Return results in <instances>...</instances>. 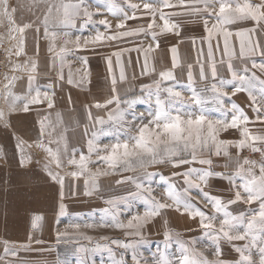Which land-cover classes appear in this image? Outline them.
<instances>
[{
    "label": "rangeland",
    "instance_id": "1",
    "mask_svg": "<svg viewBox=\"0 0 264 264\" xmlns=\"http://www.w3.org/2000/svg\"><path fill=\"white\" fill-rule=\"evenodd\" d=\"M167 3L176 7L166 6L165 0L100 1L93 3L94 6L86 7L85 17H90L93 23L91 27L94 24L101 25L99 30L102 32L99 33L105 37L103 42H95L98 33L92 28H87L95 34V38L81 44L85 52H90L87 60L91 61L96 72L102 68L101 54L111 57L107 55L117 51L119 55L115 54L114 57L126 62H122L124 73L125 69L136 61L137 65H140L148 42L153 48L156 47L152 33L158 34L156 39L164 48L160 57L166 59L168 67L138 72V75L130 78L127 75L116 79L115 85L92 89V126L83 135L78 132L73 135L70 133V139L77 138L80 144L85 141L78 152L75 151V156L79 158L80 153H83L91 161L87 165V171L79 179L71 175L78 169L69 162H63L60 166L44 164L43 153L46 151L47 140L43 139L32 146L31 152L40 156L36 159L39 167L33 166L32 169L41 168L48 171L50 168L63 176V198L60 195V185L52 179L45 183L33 180L23 186L24 191L17 183V176L14 177L16 182L10 177L11 182H14L13 186H5L4 182L0 187V199L10 196L13 203L18 205L19 198L26 196V208L30 209L25 219L29 216L30 223L28 229L20 231L22 235L20 234L18 239L14 238L12 231L9 233L13 237L0 234V264H137V261L138 264H161L162 258L167 259L169 264H180L184 255L210 262L222 259L226 264H240L241 253L236 251V248L245 246L247 248L244 255L250 257L252 264H260L264 239L257 238L255 243H251L250 239L221 238L215 241L214 230L206 232L201 226L200 217L193 218L189 212L184 211L183 205L177 210L175 202L167 193L169 184L175 185V190L182 200L190 201L207 216L214 217L212 222L217 228L225 218L224 214L216 212L204 193L210 197H219L233 216L243 215L247 220L258 213L260 201L245 203L248 193L244 192L242 186L251 175L259 177L261 165L264 164V67H261L264 65V0H167ZM145 5L149 7L146 9ZM134 15L140 18L131 19ZM152 18L153 22L149 26ZM102 21H107L110 26L114 25L115 21L117 24L109 29L101 23ZM121 24H126V27H119ZM206 26L211 30V52ZM0 31L9 37L12 48L6 80L0 83L1 102L3 93L11 91L18 79L29 74V69L26 68L27 64L22 65V37L18 31ZM176 40H181L182 44H175ZM86 44L90 46H83ZM173 46L178 50L177 53L170 51ZM194 47L199 53L207 56L215 52L225 54L220 60L214 59L215 75L210 70L213 58L189 61L186 64L183 62L182 65L176 62V65L174 64V55L177 61L179 55H190ZM18 65L23 68L18 69ZM118 66L121 68V64ZM161 74L174 75V79L161 81ZM240 77L246 79L242 81ZM157 83L161 88L172 86L182 94L183 100H177L173 105V114L179 110L187 118V114L199 115L203 110V114L210 120L221 121L217 125V145L222 146L224 152L217 155L216 147L209 144L198 152L197 161L180 166H173L171 163L142 164L133 158L130 166L121 164L115 170L108 168L98 160L99 156L105 154L104 146L116 142V133L99 135L97 147L100 151L89 153L88 142L93 133L99 134L102 128L114 126L112 123L101 126L99 119L107 121L109 112L117 107L127 109L125 101L136 100L134 107L125 112V119L132 122V113L138 116L142 114L143 119H136L131 123V127L125 125L127 132L121 131L119 139H128V132L136 135V125L141 122L148 123L151 119L149 113L157 110ZM242 84L247 91L232 95L233 89ZM213 85L228 94L223 97L222 106L210 99L209 90ZM193 88L204 98L203 105L194 102ZM106 90L110 92L106 93ZM115 96L119 97V104L113 102L106 107L94 106L97 103L106 104ZM160 96L165 98L167 94L161 91ZM233 104L238 106L236 110L233 109ZM241 110L248 122H245L244 118L233 121V116L238 115ZM253 138H256L255 141ZM185 158L191 159L187 154ZM199 159L211 160L212 164H201ZM241 168L244 172L236 175ZM192 169L197 171L190 176L194 182L190 187L186 183L184 173ZM204 171L223 173L225 177L231 175L233 180L230 182L226 178L213 175L207 179V183H202L199 177ZM91 180L96 181L97 187L87 195L85 182ZM137 183L151 188V196L169 207L160 209L159 215L150 218L140 229L117 228L114 226L116 221L126 224L132 215L143 214L151 209L149 202L137 195ZM237 190L243 200L227 204V201L235 199ZM61 204L64 205L63 212L60 209ZM19 212L21 213L20 205ZM29 212L31 216L28 215ZM34 215L42 217L39 228L32 227ZM114 216L116 221L113 220ZM21 217L23 218V215ZM256 227V235L259 237L260 225ZM245 229L246 224H240L234 234L243 233ZM136 231H140L142 237L136 236ZM166 232L171 234L167 239V246ZM113 241H120L121 244ZM123 243H131L134 247H123ZM217 244L222 252L221 257L216 255ZM133 253L136 261L133 260Z\"/></svg>",
    "mask_w": 264,
    "mask_h": 264
},
{
    "label": "crops",
    "instance_id": "2",
    "mask_svg": "<svg viewBox=\"0 0 264 264\" xmlns=\"http://www.w3.org/2000/svg\"><path fill=\"white\" fill-rule=\"evenodd\" d=\"M100 1L113 0H0V29L8 33L17 30L21 35L20 47L24 55V62H21L29 69V74L18 79L11 91L3 93L0 102V187L4 182L5 186H13L10 177L16 182L15 176L23 191V186L33 180L49 181L47 170L32 169L33 166L39 167L36 159L40 157L31 152L32 146L43 139L48 141L43 153L46 166L56 164L54 157L57 154L60 164L69 162L73 149L78 152L85 144V141L80 144L77 138L70 139V133L83 135L92 126V89L112 86L114 74L116 79H121L118 64L126 62L114 57L119 51L107 55L111 56L112 71L107 62L109 57L101 54L102 68L96 72L91 61L87 60L90 52L81 48L82 43L95 38L87 28H92L95 33L102 32L99 30L101 25L91 27L90 17H85L86 7ZM174 43L182 44L181 40ZM163 49L161 45L153 48L148 42L141 64L137 65L136 61L129 65L125 76L130 78L138 72L167 68L168 62L160 57ZM179 56L176 64L182 65L208 57L220 60L225 54L215 52L207 56L194 47L190 55ZM22 65H18V69H22ZM37 98L42 102H36ZM26 200V196L19 198L21 213H18V205L10 196L0 199V234L11 236L9 231H12L14 238L18 239L20 231L29 228L30 219L29 216L25 219V215L30 208H26ZM28 215L31 216V212Z\"/></svg>",
    "mask_w": 264,
    "mask_h": 264
},
{
    "label": "snow or ice",
    "instance_id": "3",
    "mask_svg": "<svg viewBox=\"0 0 264 264\" xmlns=\"http://www.w3.org/2000/svg\"><path fill=\"white\" fill-rule=\"evenodd\" d=\"M165 4L168 7H176V5H172L167 3L165 0ZM135 7V6H134ZM149 6L145 5L147 9ZM223 11V9H221ZM140 17L132 16L131 19H138ZM127 19V17H126ZM153 19H151L149 26H151ZM107 28L110 29V24L107 21H102ZM119 27L124 28L126 24H121ZM205 31L209 33L208 36V47L209 51L211 52V30L206 26ZM157 33H152L153 39L155 40L156 47L159 46V40L156 39ZM115 38V37H113ZM105 39L103 34L98 33L95 42H103ZM151 47V46H150ZM171 52L177 53V49L173 46L170 49ZM174 64L176 62V56H173ZM86 62V58H85ZM108 65L109 70L112 71L111 68V58H108ZM255 66V64H254ZM146 67V61H145ZM201 71H203V65L200 66ZM264 67V65H261ZM210 70L212 71L213 75H215V62L213 58V63L210 65ZM247 71V70H245ZM120 77L124 78L125 73L123 72V65L121 62L120 68ZM62 78V77H61ZM234 75V79H235ZM174 79V75L165 76L161 74V81L164 80H172ZM242 81H244L245 77H240ZM191 80V75H190ZM111 81L113 85L116 83V76L115 74L111 77ZM222 84L231 83V82H221ZM150 87V86H145ZM156 88V98L155 103L157 105V110L152 113H149L151 119H149L148 123L141 122L140 124L136 125V135H131L128 132V139L121 141L119 139V133L121 131L127 132L125 125L131 127V123L134 122L136 119L140 118L141 121L143 119L142 114L138 116L136 113H132L133 120L132 122L127 121L125 119V112L127 109H131L134 107L136 100H128L125 101L127 104V109H121L117 107L112 112L108 114V120L105 121L103 118L99 119V123L101 126L105 125L106 123H112L114 126L108 129H101L100 133H93V137L88 142L89 153L95 151H100L97 147V141L99 140V135H108L112 133L117 134V140L115 143H112L110 146H104V155L99 156V162H103L107 165L108 168L115 170L121 164L130 166L133 162V158L135 161L140 163H150V164H160V163H171L173 166H180L182 164L191 163L193 161H197L198 152L207 147L209 144L216 147V154L219 155L224 152V148L222 146L217 145V125L221 123V121H212L210 120L205 114H203V110L201 114L194 115V114H187V118L180 113L179 110H176V114H173V105L177 100H183L182 94L179 91H176L174 87L169 86L166 88H161L159 83L155 85ZM115 91V89H114ZM164 92L167 94L165 98H161L160 93ZM193 100L197 104L203 105L204 98L201 97L193 88ZM211 93L210 99L217 105L222 106L223 97L227 96V93H224L221 89L217 88V86L213 85L212 88L209 90ZM240 91H247V88L243 86H238L233 89L232 95H235L237 92ZM36 102H42L38 98ZM119 104V97L115 96L113 100H109L106 104L97 103L95 107H106L107 104L111 103ZM49 106H52L51 104ZM238 106L233 104V109L236 110ZM27 110V108H25ZM91 115L89 111V116ZM238 118H244L245 122L247 118L243 114L242 110L239 111L238 115L233 116V121ZM231 123V122H229ZM206 134V135H205ZM256 138H253L255 141ZM129 141H132L131 143ZM227 143V142H226ZM243 146L242 144L240 145ZM51 151V149H49ZM185 154L191 157V159H186ZM23 162V161H22ZM54 162L57 166H60V160L58 154L54 157ZM91 161L88 159V156L80 153L79 158L75 156V150L71 160L69 161L70 164L74 165L78 171L71 173V175L75 179H79L80 176L84 175L87 171V165ZM199 163L211 165V160H203L199 159ZM245 163H249L245 161ZM197 170L192 169L189 172L184 173L186 183L191 187L194 185V182L190 179V176L193 172ZM243 168L236 173L239 175L243 173ZM48 175L50 179L57 182L60 185V195L63 198V188H64V177L60 176L59 173L51 171L49 168ZM149 176L152 174H148ZM217 176L228 179L230 182L233 180V176L229 175L226 176L223 173H213L211 171H204L202 175H200L199 179L202 183H207V179L210 176ZM163 179V177H161ZM123 182V181H119ZM198 186V185H196ZM97 187L96 181H86L85 182V194L90 195L92 190ZM136 187L138 189L137 195H141V197L148 201L151 205V209L145 211L143 214L136 213L128 219V222L125 224L124 222L116 221V217H113L115 222V227L123 229H140L142 228L152 217L159 215V210L163 208L169 207V205L160 203L156 201L154 197L151 196V188H145L142 183H137ZM244 192L248 193V199L244 201L245 203H252L254 201L259 200V211L258 213L252 215L250 219L245 220L243 215L240 216H233L231 213L227 211V206L224 201H222L219 197H210L207 193H204V196L210 200L213 204L214 209L216 212H223L224 219L221 221V224L217 228V226L212 222L214 217H209L206 215L204 211L195 207L190 203V201L182 200L180 194H178L175 190V185L169 184V189L167 195L175 202L177 210L183 205V209L186 212H189L190 215L195 218L196 216L200 217L201 226L207 231L214 230V240L218 241L221 238H226L227 240L233 239H250L251 243H255L257 238L264 239V164L261 165V175L256 177L255 175H251L250 179H246L245 183L243 184ZM187 193V190H185ZM243 200L240 195V191L235 192V199L227 201V204L236 203L238 201ZM111 203V202H109ZM61 212L64 210V205H60ZM107 211V210H106ZM42 220V217L39 215H34L32 219V227L36 228L39 226V222ZM240 224H246V229L243 233L234 231L239 227ZM257 225H260L259 232L261 233L259 237L256 235ZM78 227V225H76ZM126 235H132V233H126ZM136 236H141L142 233L140 231L135 232ZM170 233H165L166 236V246H167V239L170 237ZM59 238V234L58 237ZM91 239V237H88ZM113 243L121 244L120 241H113ZM123 247L132 248L134 245L131 243H123ZM217 251L216 255L221 257L222 252L217 244ZM245 248H236V251L241 253V260L240 264H252L251 259L249 256L244 255L246 250ZM187 251V249H185ZM262 259L260 264H264V249H261ZM133 260L136 261L137 258L135 253H133ZM138 264V261H137ZM161 264H169L167 259L162 258ZM180 264H226V262L222 259H218L214 262L207 261L206 259L200 260L196 258H190L189 255H184Z\"/></svg>",
    "mask_w": 264,
    "mask_h": 264
},
{
    "label": "built area",
    "instance_id": "4",
    "mask_svg": "<svg viewBox=\"0 0 264 264\" xmlns=\"http://www.w3.org/2000/svg\"><path fill=\"white\" fill-rule=\"evenodd\" d=\"M11 49L9 37L0 31V83L4 82L7 77Z\"/></svg>",
    "mask_w": 264,
    "mask_h": 264
}]
</instances>
